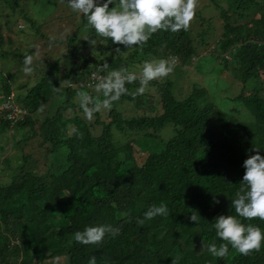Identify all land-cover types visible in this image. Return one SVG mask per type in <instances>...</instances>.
Segmentation results:
<instances>
[{"label": "trees", "instance_id": "obj_1", "mask_svg": "<svg viewBox=\"0 0 264 264\" xmlns=\"http://www.w3.org/2000/svg\"><path fill=\"white\" fill-rule=\"evenodd\" d=\"M20 1L0 0V8L13 13L22 7ZM31 1L48 21L32 24L35 44L26 55L39 53L34 52L39 44L44 54L32 60L30 72L24 71L25 55H0L20 66L5 72L2 61L0 67V135L11 132L17 152L1 162L0 264H89L93 257L96 264H264V245L247 255L229 245L223 258L206 250L208 244L227 243L215 236L211 223L216 212L236 216L231 200L242 187L243 161L257 151L264 155V0H211L223 32L210 55L221 74H230L238 85L232 98L236 108L220 110L208 89L197 86L177 99L169 73L166 81L145 84L157 89L161 112L131 118L121 108L138 105L144 95L137 93L143 62L172 57L179 71L192 65L199 47L209 45L213 19H200L197 40L189 29H161L127 49L96 34L80 15L74 35L55 42L43 29L51 20L65 19L55 13L67 0ZM61 45L70 52L67 60L59 52L51 56V46ZM120 69L137 79L126 82V93L104 107L107 97L91 77L103 82ZM22 75L29 76L25 82ZM16 90L24 95L16 97ZM81 93L88 97L90 119L81 107ZM6 104L20 113L11 118ZM47 105H55L52 116L33 117ZM73 125L78 139L67 135ZM167 128L174 134L156 151ZM138 138L146 154L141 164L133 147ZM42 168L38 175L35 171ZM152 205H165L169 214L145 219ZM192 213L198 222L189 218ZM237 218L264 230L259 217ZM96 225L118 227L120 234L106 235L98 244L75 241L76 231Z\"/></svg>", "mask_w": 264, "mask_h": 264}, {"label": "clouds", "instance_id": "obj_2", "mask_svg": "<svg viewBox=\"0 0 264 264\" xmlns=\"http://www.w3.org/2000/svg\"><path fill=\"white\" fill-rule=\"evenodd\" d=\"M67 3L73 12L83 15L87 25L94 29L96 34L108 38L113 44L124 45L127 49L146 43L157 30L172 32L187 30L196 8V0H102V2L67 0ZM109 5L113 7L109 8ZM116 51L120 52L119 47ZM31 63L32 55H25L23 58L25 72L31 71L28 67ZM174 66L175 60L172 57L145 60L140 69L141 79L137 93L142 94L144 85L149 81L167 76L173 71ZM136 79L134 73H125L123 69L111 71L103 82L100 76L91 77L92 82L98 83V88H102L107 97L103 101L104 107H108L110 101L118 100L126 93L124 87L126 82L131 83ZM80 95L81 107L85 116L90 119L92 113L86 106L88 97L83 93ZM243 167L245 172L240 183L242 187L231 200V208L234 209L236 216L220 215L211 223L215 236L227 242L206 245L207 252L213 257H225L229 245L242 255H247L253 250L259 251L264 245V230L252 224L245 225L237 218L251 220L259 217L264 220V155L258 151L254 155H249L243 161ZM168 214L165 205H152L143 215L145 219L151 220L156 216ZM189 218L198 222V217L194 213ZM137 223L143 221L138 220ZM119 234L120 229L111 225L86 226L83 231L74 233V239L84 245L98 244L106 235L115 238ZM89 264H96V258L93 257Z\"/></svg>", "mask_w": 264, "mask_h": 264}, {"label": "rangeland", "instance_id": "obj_3", "mask_svg": "<svg viewBox=\"0 0 264 264\" xmlns=\"http://www.w3.org/2000/svg\"><path fill=\"white\" fill-rule=\"evenodd\" d=\"M219 4L227 8L226 3L219 2ZM31 5V0H21L20 7H22L17 8L13 13L10 12L9 9L0 8V13L2 12L0 16V55L3 52L9 51L15 52L21 57V55L28 54L29 50H32L34 48L33 46L35 44V28L34 26H32V24L37 26L42 25L48 20L45 16H40L37 13V10L33 9ZM56 12L57 13H55V18L58 16H63L65 17V19L54 20L55 22L50 19L51 23H47L48 27H45L43 30L47 32V37H52L55 42H59L64 39L66 40L68 37H72L74 35L80 15L77 12H73L69 5L66 3L60 4ZM74 13L77 14L74 15ZM218 15L219 11L216 8V5L211 0H196L195 15L193 16L188 29L191 30L192 35L197 40L199 39L197 37V35L199 34L198 32L203 29V26H201L199 22L200 19L204 17L212 18L213 21L211 24V31L209 32V37H207L209 45H207L205 48L199 47V56L197 55V57L193 59L192 65L184 68L182 71L173 68V71L170 74V79L174 82V95L177 97V99L182 100L186 96H188L194 86H197L199 88H207L209 92L208 98L213 102V104H215L220 110L228 112L230 109L236 108V103L232 102V98L233 95L237 93L236 91L238 89V85L236 82H233V78L230 74H221V68L219 64H217L215 58L210 55L212 54V48L217 47V42L223 32V22L219 20ZM26 17L34 21H32V23H29ZM74 20L76 21L73 22ZM23 30L26 31V33H22L21 31ZM9 40H11V42H9ZM37 45L38 44H36V46ZM38 46L39 47H36L34 52L37 51L39 53H33L34 58L32 57V60L41 57L46 50V48L41 44H39ZM51 48V56H58L57 52H59L61 55H63L65 60H67V58L69 59L70 52L67 50L66 45L58 46V49L53 46H51ZM2 61L3 60H1L0 57V67H2V65L4 64L3 66L5 68V72H14L17 68H20L19 64L13 61L10 56L7 60L3 61V64ZM176 65L178 64L175 63V66ZM27 77L29 76L23 77L22 75L20 81L22 80L25 82ZM139 77H141V75H139ZM31 78H33L34 80L35 75H31ZM167 79L168 77L165 76L163 78H160V81H166ZM155 80H157V78ZM233 83L234 86L232 85ZM226 88L229 89L227 90ZM143 93L144 95L139 101L138 105L130 103H125L123 105L121 109L123 110L122 112L125 117H138L143 113L152 116L161 112L159 94L157 89L154 86L144 85ZM15 95L16 97L21 98L24 95V91L16 90ZM3 108H5L4 105ZM55 110V105H47L44 110L38 111L33 115V117L41 120L44 119L46 115L52 116L55 113ZM172 130H170V128H167L162 131L161 142L160 140L158 141L160 142V144L158 145V147H155L156 151H159V149L162 147V144L167 142L171 138V136H173L174 132ZM75 131L76 127L73 125L67 131V135L78 139V135ZM140 141L141 139L138 138V140L133 144L134 154L139 164H141L146 158V154L141 151V148H139L137 144ZM13 142L14 139L11 135V132L6 133L5 135H0V146L3 147V151L0 152V169L2 161L9 157L15 158L17 154L15 149L12 147ZM38 170H36L35 172L38 175H41L45 171V168L40 169V171ZM32 180L35 181V178H32ZM222 214L223 213L216 212L215 215L220 216Z\"/></svg>", "mask_w": 264, "mask_h": 264}, {"label": "built area", "instance_id": "obj_4", "mask_svg": "<svg viewBox=\"0 0 264 264\" xmlns=\"http://www.w3.org/2000/svg\"><path fill=\"white\" fill-rule=\"evenodd\" d=\"M101 78H99V80H100ZM95 80V79H94ZM5 106V110H11L12 111V114H11V118H13V117H15V116H17L19 113H20V111L19 110H17L16 108H13V106L11 105V104H6V105H4ZM22 113H23V111H22Z\"/></svg>", "mask_w": 264, "mask_h": 264}]
</instances>
